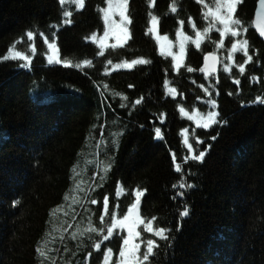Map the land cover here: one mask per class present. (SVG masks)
I'll list each match as a JSON object with an SVG mask.
<instances>
[{
    "label": "trees",
    "instance_id": "16d2710c",
    "mask_svg": "<svg viewBox=\"0 0 264 264\" xmlns=\"http://www.w3.org/2000/svg\"><path fill=\"white\" fill-rule=\"evenodd\" d=\"M128 2L129 37L108 46L98 41L107 0H85L83 9L59 0H0V264H102L106 247L117 255L121 249L117 232L103 240L111 213H125L137 191L145 193L141 219L168 230L167 241L145 235L157 243L152 264H264L258 0H241L235 12L244 30L237 40L248 41L252 61L232 53L230 71L223 67L216 77L199 74L203 56L230 49L231 40L219 48L221 34L208 32L211 41L205 37L199 49L188 44L176 71L150 33L155 17L171 41L182 29L191 42L216 22L204 12L215 3ZM17 52L29 61L12 59ZM133 59L149 63L126 68ZM213 111L217 123L203 128ZM200 151L202 162L184 161ZM105 196L111 209L101 220Z\"/></svg>",
    "mask_w": 264,
    "mask_h": 264
},
{
    "label": "snow or ice",
    "instance_id": "6c2138e0",
    "mask_svg": "<svg viewBox=\"0 0 264 264\" xmlns=\"http://www.w3.org/2000/svg\"><path fill=\"white\" fill-rule=\"evenodd\" d=\"M64 0H61V3H63ZM77 3L81 6V8L84 6L85 0H77ZM109 4L110 7L108 9V11H111V0H109ZM153 4H155V0H153ZM259 6L261 10H264V0H259ZM127 8V0H123V3L120 5V15L124 18V21L127 23H131L129 17L127 15H125V9ZM176 9L173 8V12H175ZM233 11V5L231 3L228 4V15L221 17L219 15L216 16V19L223 24V29L220 30L218 29L217 31L221 32V35L227 34L230 32L232 37H238L240 35V31L239 30H234L233 27H231L232 25L236 26L237 28L241 25V21L239 19L236 20H232L231 18V13ZM66 15L70 16L71 13H66ZM109 18V17H106ZM65 23H71V21H66ZM184 23L183 20L180 21V24L182 25ZM152 24L153 27L151 29V31H155V25L157 24V19L154 17L152 20ZM121 31H123L126 35H127V29H121ZM33 35L32 32H28V37L31 38ZM109 33H105V39L108 38ZM199 35V34H198ZM259 35L261 37H264V27H260L259 28ZM117 41L121 40V37L119 34H117ZM159 35H157V39H159ZM165 40L168 39L167 36L164 37ZM195 46L197 49L200 48L201 46V40L200 39H196L195 40ZM247 46H248V41L245 40L243 42L237 41L235 43L231 44V53H236V52H243L244 55L247 57V61L251 62L253 57L251 55H248L247 52ZM48 47L50 49L53 50V52H55L56 49V45L54 43L49 44ZM220 47H224V41L221 40L220 41ZM161 48L163 49V45H161ZM184 43L183 41L180 43V54L175 56L174 59L176 61V69L179 70L180 66H181V61L184 58ZM35 50V49H34ZM168 55H173V53L169 50L168 51ZM21 58L25 61H29V57L28 56H22L21 53L17 52L14 56H12V59H16V58ZM9 57H5V59H8ZM229 59H231V55H229L228 57ZM205 60H212L213 62H215L217 60V57L214 53H209L208 56L205 57ZM48 62L51 64L53 63V56H49L48 57ZM59 60H56L55 63H59ZM149 63L148 60H144V59H133L131 61L130 64H128V67H134L138 64H147ZM26 67V65H25ZM215 63H213V65L211 66V68L209 67V65L207 63H205L204 67L200 69L201 72H205L208 73L209 75H211L214 71H215ZM188 72H193L195 71V69L189 67L187 69ZM225 71H230V69L227 67V65H225ZM239 72L240 73H244L245 72V66L244 64H240L239 65ZM237 83H239V80L236 81ZM175 89H171L172 93H175ZM205 92L208 91L207 88L204 89ZM209 95H211L209 93ZM258 99L260 100V103L264 104V99H261L258 97ZM137 104L140 103L139 100L136 101ZM209 103H211L213 106H215L216 101L215 100H211L209 101ZM181 111H184V109L182 108ZM217 117V113L216 112H209L208 116L206 118V122L203 123L202 127L207 129L209 128L212 124L217 123L216 120ZM156 135L159 136L160 135V128H156ZM212 139H216L215 136L212 137ZM185 143H187V141H185ZM200 143H203V141H200ZM210 147V145H209ZM188 149L191 152L192 151V145L188 144ZM206 154V151H200L199 154H193L190 157L185 156L183 159L184 161H187L189 159L194 160V161H203V158ZM175 158V157H174ZM175 170L177 172H181L182 168L181 165L179 163L176 164L175 166ZM179 187L181 188H185V187H192V185H186L184 183H181L179 185ZM145 193L144 192H140L137 191L136 193V202L134 204H132V206L130 208L127 209V214L123 216V219H118L115 220L112 223L111 228L108 229L107 234L103 235V240L104 241H108L110 237L113 236V229L120 227V228H126L127 229V237L123 239L122 243H123V247L120 249L119 251V261L118 264H143V261H147L149 256L152 254L153 252V248L156 246V241L149 239L147 240V250L145 252V254L143 255L142 259L139 256V252H140V247L141 245L138 243H134L135 240H137L140 237V232L137 231V226L138 225H144L146 231H148L149 233H152L153 235H155L156 237H158L161 240H165L167 241L169 239L168 235L166 234V232L168 231L167 229H165L164 227H160L159 229H154L153 225L149 222V223H145L144 220H142L139 216H137L136 218V222L134 224H129L128 221L130 219V217L132 216V214L136 211L138 205H140L141 200L140 197H142ZM118 195V194H117ZM179 195L182 197L184 196L183 192H180ZM18 203L17 200H13L12 204L13 207L16 206V204ZM93 204L98 203L97 200L93 199L92 200ZM109 207H110V198L108 196H105V198L102 201V212L103 215H101L100 219L103 220L105 215L109 214ZM117 207H119L117 205ZM183 216L184 217H188L189 216V211L188 210H184L183 211ZM131 246V247H129ZM102 245L100 243L95 244V249L96 251H101ZM113 253H114V249L112 247H106V250L102 253V264H110L111 258L113 257ZM42 255L44 254L43 251L41 253Z\"/></svg>",
    "mask_w": 264,
    "mask_h": 264
},
{
    "label": "rangeland",
    "instance_id": "374dc122",
    "mask_svg": "<svg viewBox=\"0 0 264 264\" xmlns=\"http://www.w3.org/2000/svg\"><path fill=\"white\" fill-rule=\"evenodd\" d=\"M61 2V0H59ZM196 3L203 5H212V3H215L214 8L211 11H208L207 9H204L205 12V18L207 17H213L216 22L212 21L208 24L209 29H207L206 31H204L203 33L197 35L195 37V39L193 41H188L186 36H185V32L182 31V29L180 31H178L177 36H176V41H171L169 38L167 40L164 39L165 35L161 34L159 31V24L157 22V24L155 25L156 30L155 31H151L153 24H152V19H150V33L153 36V39L155 40L157 46H158V50L160 52V55H164L167 56L168 58H170L174 65H176V61L174 59L175 56L180 54V43L183 41L185 49H184V58L181 61V66L179 68V70L183 67L185 60H186V51H187V45H194L195 46V40L196 39H200L201 40V44L202 42L205 40V37L209 39V41H211V38L207 37L208 32H212L214 34V36L216 37L217 33H220L219 31H217L218 29L222 30L223 29V24L220 23L217 19L216 16L219 15L221 17L227 16L228 15V4L231 3L233 5V11L231 13V18L232 20H235V12L236 9L238 7V4L240 3L241 0H195ZM64 3H69L70 7H73L74 3L77 7H79V9H83L84 6L81 8V6L77 3V0H64ZM123 3V0H111V11H108L110 4H109V0H107L106 6H105V10H103V14H102V21L104 22V33L101 34L100 39H98L99 42H101L102 44L105 45H112L113 41H117V34L120 35V37L122 38L123 35L128 36L129 37V23L124 21V18L120 15V5ZM127 6H128V0H127ZM125 15H127V8L125 9ZM109 17V18H106ZM231 27H233L234 30H239V28H237L236 26L232 25ZM127 29V35L121 31V29ZM240 31L242 33H244V30L241 28ZM105 33H109L108 38L105 39ZM157 35H159V39H157ZM241 36H243L241 33L238 37H232L230 32L224 35H221V39L224 41L225 39L227 40H231V42L229 43V45L231 46L232 43L237 42L238 38H240ZM126 39V38H123ZM213 44L215 45V43L213 42ZM161 45H163V49L161 48ZM196 47V46H195ZM218 47H220V44H218ZM49 48V47H48ZM189 48V47H188ZM50 49V48H49ZM231 49V48H230ZM229 48L224 47L223 50L219 51L218 49H215L213 51V53H217L220 57H221V65H222V69L224 67L225 69V65H228V63H231V60L228 61V57L229 55H233L231 53ZM52 51V49H50ZM171 51L173 53V55H168V51ZM223 53L226 54L225 57H223ZM12 56V55H11ZM229 68V66H227ZM128 68V66L126 67ZM176 71H179L177 69H175ZM211 107H213L212 104H210ZM191 120H193L192 117H190ZM136 196V194H135ZM143 197V196H142ZM140 197V198H142ZM136 202V201H135ZM110 207H109V212H110ZM139 209H140V205H138L136 211L132 214V216L130 217L128 223L129 224H134L136 222V218L137 216L140 217V213H139ZM127 214V211L125 213H122L120 210L115 211L113 214V211L111 213V225L109 228H111L112 223L115 220L118 219H123V216ZM141 218V217H140ZM146 223V222H145ZM151 224L153 225V223L151 222ZM154 228V227H153ZM137 231L140 232V237L134 241V243H138L141 245L140 247V252H139V256L142 259L143 255L145 254L146 250H147V240L152 239L149 235V238L145 237V235H147L149 232L146 231L144 225H138L137 226ZM117 232L118 235L117 236H122V241L124 238L127 237V229L126 228H120L117 227L115 229H113V233ZM152 234V233H149ZM116 237V235L114 236ZM113 236L109 238L108 241H111L113 238ZM107 241V242H108ZM157 245V243H156ZM120 247H123V243H121ZM131 247V246H129ZM155 249V247L153 248V250ZM152 254L149 256L147 261H143V264H152ZM113 256L117 257V263H113V257L111 258L110 264H118L119 261V253L117 255L116 252L113 253Z\"/></svg>",
    "mask_w": 264,
    "mask_h": 264
},
{
    "label": "water",
    "instance_id": "95a60500",
    "mask_svg": "<svg viewBox=\"0 0 264 264\" xmlns=\"http://www.w3.org/2000/svg\"><path fill=\"white\" fill-rule=\"evenodd\" d=\"M253 27H254V30L258 36V38L262 41H264V37H261L259 35V28L260 27H264V10H261L260 9V6H259V0L257 2V5H256V10H255V14H254V22H253ZM209 54H207L206 56H208ZM205 56V57H206ZM205 57L203 58V65H202V68L204 67L205 63H207L209 65V67L211 68V66L213 65V63H215V71L211 74V75H217L218 74V71H219V68H220V58L219 56L216 55L217 57V60L215 62H213L212 60H205ZM205 75H209L208 73H205L203 72Z\"/></svg>",
    "mask_w": 264,
    "mask_h": 264
}]
</instances>
